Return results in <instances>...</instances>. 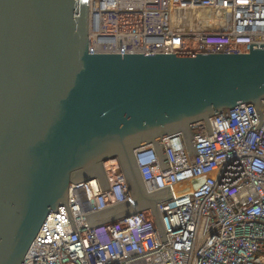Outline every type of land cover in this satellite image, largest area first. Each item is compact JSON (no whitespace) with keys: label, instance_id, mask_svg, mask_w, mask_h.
<instances>
[{"label":"water","instance_id":"95a60500","mask_svg":"<svg viewBox=\"0 0 264 264\" xmlns=\"http://www.w3.org/2000/svg\"><path fill=\"white\" fill-rule=\"evenodd\" d=\"M91 0H0V264H24L43 224L72 185L99 180L117 160L132 199L89 217L91 228L151 211L167 242L160 204L136 150L181 134L195 153L194 126L239 105L264 117V45L249 53L90 52ZM195 187L199 182H194ZM191 190L183 185L177 194Z\"/></svg>","mask_w":264,"mask_h":264},{"label":"built area","instance_id":"2783aa9c","mask_svg":"<svg viewBox=\"0 0 264 264\" xmlns=\"http://www.w3.org/2000/svg\"><path fill=\"white\" fill-rule=\"evenodd\" d=\"M90 7L96 55L249 53L264 45V0H91ZM211 129L194 126V154L181 134L165 136V165L153 145L136 150L149 192L173 193L160 204L167 242L151 211L89 226L91 215L132 199L113 160L105 165L108 190L97 179L71 186L78 233L61 206V219L49 215L24 264H264V117L239 105L212 117Z\"/></svg>","mask_w":264,"mask_h":264},{"label":"bare ground","instance_id":"6f19581e","mask_svg":"<svg viewBox=\"0 0 264 264\" xmlns=\"http://www.w3.org/2000/svg\"><path fill=\"white\" fill-rule=\"evenodd\" d=\"M195 16V15H194Z\"/></svg>","mask_w":264,"mask_h":264}]
</instances>
